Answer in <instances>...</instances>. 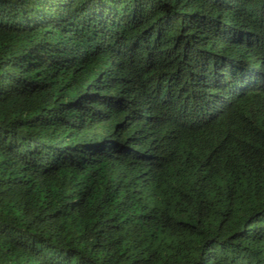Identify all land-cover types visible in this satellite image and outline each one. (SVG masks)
I'll return each mask as SVG.
<instances>
[{
	"label": "trees",
	"instance_id": "obj_1",
	"mask_svg": "<svg viewBox=\"0 0 264 264\" xmlns=\"http://www.w3.org/2000/svg\"><path fill=\"white\" fill-rule=\"evenodd\" d=\"M0 264H264V0H0Z\"/></svg>",
	"mask_w": 264,
	"mask_h": 264
}]
</instances>
